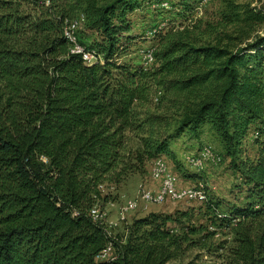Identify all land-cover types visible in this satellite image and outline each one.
<instances>
[{"label": "trees", "instance_id": "trees-1", "mask_svg": "<svg viewBox=\"0 0 264 264\" xmlns=\"http://www.w3.org/2000/svg\"><path fill=\"white\" fill-rule=\"evenodd\" d=\"M100 4L0 0V264L182 259L199 246L194 237L210 240L217 232L183 225L187 213L150 214L113 235L91 212L98 206L102 215L110 202L101 186L119 187L148 162L171 154L181 133L206 125L247 189L245 205L214 217L213 224L232 235L221 257L226 264H264V142L254 161L240 159L252 127L256 141L264 138V37L233 48L196 46L183 33L164 37L154 67L134 68L118 57L126 49V16L139 1ZM237 10L231 5L230 21L264 23V10ZM80 13L97 36L87 49L103 55V63L87 65L70 53L64 26ZM156 89L163 95L153 109ZM108 246L114 258L98 261Z\"/></svg>", "mask_w": 264, "mask_h": 264}, {"label": "rangeland", "instance_id": "rangeland-1", "mask_svg": "<svg viewBox=\"0 0 264 264\" xmlns=\"http://www.w3.org/2000/svg\"><path fill=\"white\" fill-rule=\"evenodd\" d=\"M119 0H101V6L110 5ZM139 6L126 16L128 32L124 34L125 50L118 57L119 64H127L132 67L151 69L155 64V53L164 37L191 38L196 46L202 45H230L231 48L244 46L255 36L264 37V23L251 25L248 22L230 21L231 5L238 6L237 12L241 15L247 7L255 12L264 10V0H194L188 9L181 6V0H138ZM75 19H85L80 13ZM243 20V19H242ZM81 24L78 37L83 46L91 47L97 36L88 31ZM129 38V39H128ZM149 56H153L151 62ZM104 57V56H103ZM161 89H156L153 109L158 108V101L162 97ZM256 130L252 127L242 143V155L240 159L254 161L260 151V144L256 141ZM264 137V136H263ZM134 148L135 144L132 145ZM212 147L221 155L222 163L208 165L202 171L190 166L187 158L196 155L203 147ZM171 154L162 155L171 176H173L180 188L193 187L204 184L207 186L209 200L207 203H173L149 204L147 209H140L128 215L127 219L120 221L121 208L126 203L137 197L141 186L158 190L160 183L152 180V170L156 160L146 164L143 172L130 175L119 187L105 183L101 186L102 194L110 197V202L102 212V219L109 227L113 235L122 234L133 221L148 217L150 214H162L177 216L189 214L188 221L193 226H204L209 232L216 231V235L210 240L196 236L193 239L200 240L196 248H191L186 255L170 264H226L221 256L232 244V235H229L219 222L213 224L214 217L226 214L231 206H243L246 204L247 189L242 182L241 175L235 172L231 158L226 156L223 142L210 125L201 128L197 133L184 131L171 142ZM240 162L237 159V163ZM152 182H149V181ZM159 184L155 189L152 184ZM151 184V185H150ZM154 186V187H153ZM218 207H214L216 203ZM212 206V209L210 207ZM215 223V222H214ZM170 227L180 230L181 226L171 224ZM221 227V228H220ZM205 249H202L204 248Z\"/></svg>", "mask_w": 264, "mask_h": 264}, {"label": "built area", "instance_id": "built-area-1", "mask_svg": "<svg viewBox=\"0 0 264 264\" xmlns=\"http://www.w3.org/2000/svg\"><path fill=\"white\" fill-rule=\"evenodd\" d=\"M85 23V19H73L66 21L64 26V37L67 40L70 53L72 55H79L82 57L87 65L94 63H103V55L98 54L96 51L89 50L83 46L78 37V31L81 24ZM150 61L154 60L153 56H149ZM256 138L258 133L256 132ZM222 157L215 152L212 147H203L196 155L187 158V162L190 166L198 171H202L208 165H219L222 163ZM152 180L160 183L158 190L149 189L145 186H141L137 197L129 200L126 205L121 208L120 221L124 222L128 215L134 213L142 208L147 209L149 204H164L168 201L173 203H207L209 196L207 193V186L204 184L195 185L193 187L180 188L176 179L171 176L168 171L167 164L163 159H156L152 170ZM91 216L96 221H101V212L96 206ZM235 220L234 223H237ZM114 258V249L112 246H108L97 258L98 261H109Z\"/></svg>", "mask_w": 264, "mask_h": 264}, {"label": "crops", "instance_id": "crops-1", "mask_svg": "<svg viewBox=\"0 0 264 264\" xmlns=\"http://www.w3.org/2000/svg\"><path fill=\"white\" fill-rule=\"evenodd\" d=\"M149 182H152L151 180L149 181ZM154 186H155V189H156V187L158 188L159 187V184L158 183H156V184H154V183H152ZM151 185V184H150ZM153 186V187H154Z\"/></svg>", "mask_w": 264, "mask_h": 264}]
</instances>
